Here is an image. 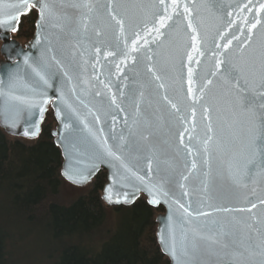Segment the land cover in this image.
Wrapping results in <instances>:
<instances>
[{"label":"water","instance_id":"1","mask_svg":"<svg viewBox=\"0 0 264 264\" xmlns=\"http://www.w3.org/2000/svg\"><path fill=\"white\" fill-rule=\"evenodd\" d=\"M48 2L52 14L42 27H38V9L32 8L36 12L34 32L21 43L12 34L24 15L19 17L16 31L11 30V22H3L15 14L12 6L19 0H0V128L13 137L35 139L51 111L55 122L52 141L62 157L61 178L83 187L104 169L101 200L105 205L127 207L143 196L150 207L161 206L163 211L155 215V239L169 264H264V224H255V230L246 226L264 221V206L258 203L264 199V11H258L264 0H178L181 7L177 13H183L185 4L191 10L189 19L197 29L203 55L193 53L194 60L189 63L192 32L188 20L172 13V20L161 29L163 34L154 42L149 37L148 45L142 44L138 53H132L136 61L128 59L119 72L115 65L125 58L112 43L119 37V29L104 26L103 8L94 7L89 13L81 5H110L123 17L122 47L125 40L130 45L133 31L144 24L152 27L159 0ZM88 17L92 21L85 33L80 22ZM256 19L261 24L252 30L250 44L241 48L233 41L229 49H216V44L226 43L220 33H226L227 39L235 34L246 40L247 29ZM229 21L234 22L231 27ZM93 27L101 32L100 37L94 35ZM97 47L102 49L99 56ZM105 51L117 55L105 58ZM216 59L230 63L221 64L217 71ZM148 67L161 77L159 81ZM33 68L42 71L46 84ZM189 68L197 97L201 95L198 89L212 80L195 105L194 120L191 101L185 100ZM165 95L181 108L179 115L187 118L184 126L190 129L192 139L189 141L186 133L185 144L191 154L179 144L178 132L183 127L164 101ZM202 105L211 107L213 132L209 133L212 140L207 152L202 141L208 121L202 118ZM40 107L45 109L42 119ZM36 126L37 135H24ZM105 146L121 159L103 154ZM97 154H103V159ZM82 175L88 179L74 182ZM137 176L149 187L160 188L159 203L148 202L150 197ZM109 185L114 199L124 191H136V196L127 203H110L105 199ZM249 201L258 204L251 214L235 211L249 207ZM179 204L193 213L210 215L189 217ZM223 208L232 211H217Z\"/></svg>","mask_w":264,"mask_h":264},{"label":"trees","instance_id":"2","mask_svg":"<svg viewBox=\"0 0 264 264\" xmlns=\"http://www.w3.org/2000/svg\"><path fill=\"white\" fill-rule=\"evenodd\" d=\"M36 12L20 19L12 37L21 43L34 32ZM48 111L35 139L0 128V264H169L155 239V215L143 196L131 206L101 200L106 172L87 184L88 192L68 205L58 194L62 157Z\"/></svg>","mask_w":264,"mask_h":264},{"label":"snow or ice","instance_id":"3","mask_svg":"<svg viewBox=\"0 0 264 264\" xmlns=\"http://www.w3.org/2000/svg\"><path fill=\"white\" fill-rule=\"evenodd\" d=\"M13 8H15V14L14 15H9L7 18V21H3V22H11V30L12 31H16L17 30V25L19 22V17L21 15H26L28 12H30L32 10L33 7H36L39 11V15H40V21L38 23V27H42L44 24V21L52 14V9L51 6L48 2V0H19V3L16 5L12 6ZM81 7L87 9V11L89 13H91L93 11V8L95 7L96 9H100L103 8V15L101 17L102 22L104 24L105 27H114V28H118L119 29V37L115 38L113 40V46L118 50V54L122 55L125 59L120 61L119 64L115 65L117 72H119L120 69V65L125 63L128 59H132L134 62L136 61V57H134L132 55V53H138L140 51V48L143 45H148L149 44V37H152V42L155 41L156 38H158L160 35H162L163 33L161 32V29L165 28L168 21L172 20L173 16L172 13H177V10L181 7L180 3L178 2V0H171V3L168 4L166 3V0H159V11L157 13H153V20H152V27L149 28L147 26V24H144L143 27L139 30V31H133L132 32V36L130 38V45L129 43L125 40L123 42V46L121 47V40L124 38V33H125V21L123 19V17L117 13L115 11V9H113L110 5H92V4H88V3H84L81 5ZM247 7V5L245 6ZM169 9H171V13L169 12ZM258 11H264V3H261L259 5V9ZM178 15L183 16V18L188 20L187 23V28L191 29L192 35L190 36V40H191V49L192 51L189 52L187 54V59L189 61V63H192L194 60V56L193 53H196L198 55H203L202 52H200L199 49V39H198V34H197V29L196 27L193 25L191 19H189V17L191 16V10L189 8V6L187 4L183 5V13H177ZM186 14V15H185ZM92 21V17H88L87 19H82L80 22V29L83 30V32H87L89 29V25ZM234 22L229 21V27L232 26ZM261 24V20L260 19H256L255 22H251L247 31H248V36L247 39L244 41H241L240 36L232 34L230 39H227V34L226 33H220V38L222 40L226 39V43L224 44H216L215 47L216 49H229L232 44L233 41H236L237 44L243 48L245 46H247L248 44H250L251 40H252V30L257 28V25ZM93 32L94 35L97 37L101 36V32L96 30L95 27H93ZM242 32V30H241ZM143 33V34H141ZM153 34H155L153 36ZM39 42V41H37ZM97 55L99 56V54H101L102 49L100 47H97L95 49ZM103 55L106 57L109 56H114L117 55V52L114 51H105L103 52ZM217 55L216 52H213V56L215 57ZM53 59H55L53 57ZM147 59H151V57H147ZM197 63L199 61H196ZM25 63H27V60H25ZM58 63V62H57ZM224 63H230L228 61H222L220 59H216L215 60V67L217 69V71L220 69L221 64ZM228 70H231L230 68ZM32 71L35 73L36 76L39 77L40 81H43L45 84L47 83V80L45 79V75L42 74V71L39 68H33ZM147 71L149 73H153V69L152 67H148ZM213 76L216 75V72L211 73ZM154 79L159 81L161 79V77L159 75H155V73H153ZM193 71L191 68H189L188 70V88H187V92H186V96H185V100L191 101V116L193 117V120L195 118V114H196V108L195 105L197 103H199L204 96V92H205V88L208 85L212 84V80H207L206 84L204 85V87H201L198 89V91L201 93V95L199 97H197L194 93V90L192 88V84H193ZM107 87V85H105ZM160 88L164 87L163 83L159 84ZM164 101L167 102V105L170 106V108L172 110H174L173 115L175 116L176 120L179 122V124L183 127V131H179L178 132V139H179V144L183 145L184 148L187 150V152L189 154H191L192 149L189 147L188 144H185V134L188 133L189 134V141H191L192 137L190 135V129L188 127H185V122H186V117L179 115V113L181 112V108L178 107L177 103H174L171 99H169V97L167 95H165L163 97ZM115 97H113L112 99V103H115ZM43 104H47L48 101L47 100H43L42 101ZM244 104H247V101L244 102ZM45 109L43 107L39 108V115L40 118H43V113H44ZM202 112H203V119L205 121H208L207 126H206V138L203 139L202 144H203V148L204 151L207 152L208 151V144L209 142L212 140V136L209 135V133L213 132V128L212 125L210 123V112H211V107L210 106H203L202 105ZM39 128L38 126H36L35 130H25L24 135L25 136H35L38 134ZM106 144V142H105ZM103 154H106L107 156L113 157L116 160H120V156L115 155L110 149H108L106 146L103 149ZM103 154H97V158L98 159H103ZM123 166V165H122ZM151 167V164L149 162V168ZM191 167L193 169L196 168V163L195 161L192 162ZM135 175V174H134ZM185 180L188 179L187 176L183 177ZM69 179H73V177L69 176ZM88 179V176L82 175L79 181H74V182H84L85 180ZM136 179L140 182L141 185H143V190L147 193V195L150 197L149 199V203L151 204H157L159 203V200L156 198L157 194L160 192V188L156 185H152V187H149L148 185L144 184V178L137 176ZM135 187V186H134ZM181 188H183V185H180ZM164 195H167V193H163ZM184 195H187V192L184 193ZM122 196V199H121ZM136 196V191H124L121 194H116L115 199H114V194H113V186L109 185L108 188H106L105 190V199L108 200V202L112 203H120V202H130L131 199H134ZM178 203V202H177ZM250 204L249 207L246 208H239L236 209L235 211H238L240 213H244L247 212L249 214H251L253 212L254 209L257 208L258 204L256 202H248ZM260 206H264V199H260L258 201ZM179 207L181 209H183L184 213L189 216L192 217L193 215L195 216H208L210 215V213L207 212H203V211H196L195 213L189 211V208L185 207L184 204H179ZM217 211H224V212H230L232 211L231 209L228 208H223V209H217ZM255 224H264V221H255L254 223H248L246 226L248 229L250 230H255ZM171 255H173V257H175L176 253L174 248L171 250Z\"/></svg>","mask_w":264,"mask_h":264},{"label":"rangeland","instance_id":"4","mask_svg":"<svg viewBox=\"0 0 264 264\" xmlns=\"http://www.w3.org/2000/svg\"><path fill=\"white\" fill-rule=\"evenodd\" d=\"M88 187L89 186H84V187H80L78 189H75L68 184H64L60 188V191L58 194L59 203L63 204V205H68L69 203L74 201L77 197L86 194L88 192Z\"/></svg>","mask_w":264,"mask_h":264}]
</instances>
